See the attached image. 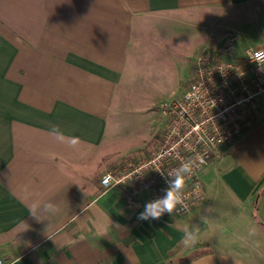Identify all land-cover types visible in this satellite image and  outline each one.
Wrapping results in <instances>:
<instances>
[{"label":"crops","instance_id":"1","mask_svg":"<svg viewBox=\"0 0 264 264\" xmlns=\"http://www.w3.org/2000/svg\"><path fill=\"white\" fill-rule=\"evenodd\" d=\"M200 10L233 11L238 22L225 36L208 32L199 51L230 41L234 55L264 48V0H0L1 261L264 264V94L252 127L203 165L204 198L190 213L139 220L148 191L130 203L127 190L100 185L105 172L146 155L165 126L149 149L129 155L110 127L115 99L135 77V34ZM53 124L78 144L57 141ZM36 199L59 201L62 211L38 221Z\"/></svg>","mask_w":264,"mask_h":264},{"label":"built area","instance_id":"2","mask_svg":"<svg viewBox=\"0 0 264 264\" xmlns=\"http://www.w3.org/2000/svg\"><path fill=\"white\" fill-rule=\"evenodd\" d=\"M196 55L181 96L162 106L166 121L160 140L146 155L136 154L105 172L102 188L127 190L130 203L133 194L148 191L145 206L163 195L167 172L195 158L198 167L187 180L184 204L173 214H188L201 204L203 165L220 158L222 148L252 127L250 112L264 94V48H246L234 55L230 41L221 48L206 46Z\"/></svg>","mask_w":264,"mask_h":264},{"label":"rangeland","instance_id":"3","mask_svg":"<svg viewBox=\"0 0 264 264\" xmlns=\"http://www.w3.org/2000/svg\"><path fill=\"white\" fill-rule=\"evenodd\" d=\"M212 14L192 11L182 20L154 23L135 34L129 62L135 77L115 99L114 106L120 109L112 111L110 122V127L118 128L116 141L123 154L154 144L166 118L162 106L181 96L202 39L208 32L215 34L213 30L225 36L238 22L233 11H220L217 18Z\"/></svg>","mask_w":264,"mask_h":264},{"label":"clouds","instance_id":"4","mask_svg":"<svg viewBox=\"0 0 264 264\" xmlns=\"http://www.w3.org/2000/svg\"><path fill=\"white\" fill-rule=\"evenodd\" d=\"M258 63V62H257ZM259 64V63H258ZM50 134L59 142H67L69 147H75L79 142L78 136L65 137L59 125L50 126ZM198 167L195 158H189L181 162L179 167L167 172V187L163 190V195L153 201H149L144 206V210L138 214L139 220L159 219L165 213L173 214L178 207L184 204V190L187 180L193 175ZM62 211L59 201L36 199L31 204L30 215L38 221L48 220L50 217L58 215ZM197 240V229L186 230L183 238L185 245L194 244Z\"/></svg>","mask_w":264,"mask_h":264}]
</instances>
